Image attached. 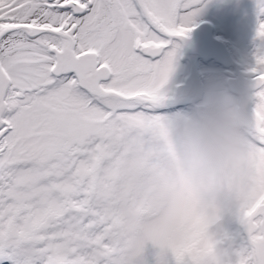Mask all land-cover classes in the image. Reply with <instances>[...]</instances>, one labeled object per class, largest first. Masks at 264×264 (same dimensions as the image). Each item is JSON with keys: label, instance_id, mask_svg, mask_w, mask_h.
Segmentation results:
<instances>
[{"label": "snow or ice", "instance_id": "snow-or-ice-1", "mask_svg": "<svg viewBox=\"0 0 264 264\" xmlns=\"http://www.w3.org/2000/svg\"><path fill=\"white\" fill-rule=\"evenodd\" d=\"M201 5L0 0V264H140L149 243L204 264L167 207L171 120L159 113L174 41ZM249 73V140L264 161V45ZM239 220L248 244L234 264H264V167Z\"/></svg>", "mask_w": 264, "mask_h": 264}, {"label": "clouds", "instance_id": "clouds-1", "mask_svg": "<svg viewBox=\"0 0 264 264\" xmlns=\"http://www.w3.org/2000/svg\"><path fill=\"white\" fill-rule=\"evenodd\" d=\"M250 99V86L213 76L184 112L170 118L167 207L179 223V242L191 246L204 264H234L222 246L221 222L239 218L257 196L264 161L249 140Z\"/></svg>", "mask_w": 264, "mask_h": 264}, {"label": "rangeland", "instance_id": "rangeland-1", "mask_svg": "<svg viewBox=\"0 0 264 264\" xmlns=\"http://www.w3.org/2000/svg\"><path fill=\"white\" fill-rule=\"evenodd\" d=\"M259 0H203L202 11L196 18V24L201 21L209 22L217 39L226 40L224 43L233 60L235 67L227 69L214 60H197V70L205 83L210 77L223 76L228 79L236 78V68L249 75V70L255 64L258 49L264 41L257 38L259 22H264V15L258 16ZM206 5V6H204ZM193 32V31H192ZM190 33V35L192 34ZM175 44H178L174 41ZM181 46L177 50L174 72L165 87L167 97L174 95L173 83H182L176 92L181 97H188L196 93V81L191 73L190 63L180 54ZM169 50H172L171 48ZM250 67V68H248ZM251 77H247L250 79ZM189 104L166 106L159 109L161 115L169 118L184 112ZM221 232L224 236V248L230 253L247 246L248 237L245 226L235 216H227L221 222ZM140 264H175V258L170 252H162L159 248L149 243L146 246Z\"/></svg>", "mask_w": 264, "mask_h": 264}, {"label": "water", "instance_id": "water-1", "mask_svg": "<svg viewBox=\"0 0 264 264\" xmlns=\"http://www.w3.org/2000/svg\"><path fill=\"white\" fill-rule=\"evenodd\" d=\"M184 40L186 57L190 53H196L205 59L216 58L220 62L225 60V57L217 51L218 49H216L217 47H220V50L224 52L223 46L212 39L211 29L207 25L197 29L194 37L191 39ZM224 55L226 56V54ZM192 65L195 73L194 64Z\"/></svg>", "mask_w": 264, "mask_h": 264}, {"label": "bare ground", "instance_id": "bare-ground-1", "mask_svg": "<svg viewBox=\"0 0 264 264\" xmlns=\"http://www.w3.org/2000/svg\"><path fill=\"white\" fill-rule=\"evenodd\" d=\"M215 35V38H217V35L216 34H214ZM192 59H194L195 61L196 60H198V58H197V56H192ZM203 84H204V82H203ZM181 85H180V83L177 85V91H178V87H180ZM194 97V94L193 95H191V96H189V97H181L178 93H177V100H184V99H190V98H193Z\"/></svg>", "mask_w": 264, "mask_h": 264}]
</instances>
